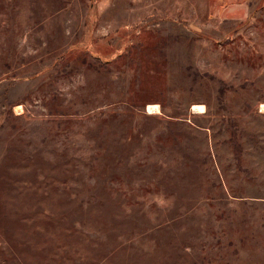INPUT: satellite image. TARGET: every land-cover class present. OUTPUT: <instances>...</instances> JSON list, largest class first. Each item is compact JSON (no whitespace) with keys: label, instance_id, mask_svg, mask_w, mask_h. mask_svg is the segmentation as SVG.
Returning a JSON list of instances; mask_svg holds the SVG:
<instances>
[{"label":"rangeland","instance_id":"rangeland-1","mask_svg":"<svg viewBox=\"0 0 264 264\" xmlns=\"http://www.w3.org/2000/svg\"><path fill=\"white\" fill-rule=\"evenodd\" d=\"M262 105L264 0H0V264H264Z\"/></svg>","mask_w":264,"mask_h":264},{"label":"trees","instance_id":"trees-1","mask_svg":"<svg viewBox=\"0 0 264 264\" xmlns=\"http://www.w3.org/2000/svg\"><path fill=\"white\" fill-rule=\"evenodd\" d=\"M181 129L180 130H183V126H181ZM226 197L224 195V193H222V195L218 198V200H225ZM78 211L82 212L83 211V207L80 208L78 207ZM94 221V225H99L100 223H95V222H98V219L97 218H94L92 219ZM85 222V221H84ZM83 221H81V223H78V226H82L84 224ZM103 224L101 226H99L98 230L95 232L97 233V235H95V237L92 238L91 237V240H90V246L92 248L93 251H96L98 255H100V258H99V261L100 262H103L105 260H110V259H113V258H117L119 260H123V258H129L130 260L133 259V258H138V256L140 257L141 255H143L144 257H149L147 255L146 252H144L143 250H139L138 249V245L139 244H143V242L140 240H136L134 241V238L136 237V235H131L130 239H131V246L129 249H126V250H120V248L122 247L120 244H122V242L120 241H117L116 238L114 237V235H112L111 233L107 235L106 231L108 232V229L106 230V228H103ZM160 231H162L163 229H159ZM163 232V231H162ZM152 234V231L149 230L148 231V236ZM106 236V237H105ZM143 237V240H146L145 238H149V237ZM136 242V243H134ZM140 251V253H139ZM96 255V256H98Z\"/></svg>","mask_w":264,"mask_h":264},{"label":"bare ground","instance_id":"bare-ground-1","mask_svg":"<svg viewBox=\"0 0 264 264\" xmlns=\"http://www.w3.org/2000/svg\"><path fill=\"white\" fill-rule=\"evenodd\" d=\"M262 110H264V105H262ZM193 110L197 111V112H201L203 110V106H194ZM148 111L150 112H158V106L157 105H150L148 107Z\"/></svg>","mask_w":264,"mask_h":264}]
</instances>
